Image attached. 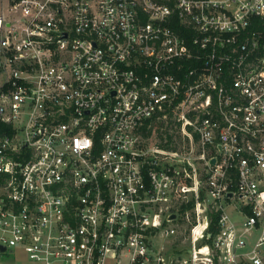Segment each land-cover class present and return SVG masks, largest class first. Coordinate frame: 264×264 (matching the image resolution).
<instances>
[{
  "label": "built area",
  "instance_id": "built-area-1",
  "mask_svg": "<svg viewBox=\"0 0 264 264\" xmlns=\"http://www.w3.org/2000/svg\"><path fill=\"white\" fill-rule=\"evenodd\" d=\"M0 124V264H264V0H0Z\"/></svg>",
  "mask_w": 264,
  "mask_h": 264
},
{
  "label": "trees",
  "instance_id": "trees-1",
  "mask_svg": "<svg viewBox=\"0 0 264 264\" xmlns=\"http://www.w3.org/2000/svg\"><path fill=\"white\" fill-rule=\"evenodd\" d=\"M1 125V127H5L4 125L2 126V124H0ZM144 134L145 135H148V134H150V132H151V130H147L146 128H144ZM167 135V134H166ZM167 137L169 138V135H167Z\"/></svg>",
  "mask_w": 264,
  "mask_h": 264
},
{
  "label": "rangeland",
  "instance_id": "rangeland-1",
  "mask_svg": "<svg viewBox=\"0 0 264 264\" xmlns=\"http://www.w3.org/2000/svg\"><path fill=\"white\" fill-rule=\"evenodd\" d=\"M12 264H18V263H17V260L14 259V261L12 262Z\"/></svg>",
  "mask_w": 264,
  "mask_h": 264
}]
</instances>
